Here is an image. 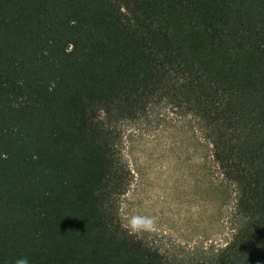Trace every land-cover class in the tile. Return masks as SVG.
Listing matches in <instances>:
<instances>
[{
    "label": "trees",
    "instance_id": "1",
    "mask_svg": "<svg viewBox=\"0 0 264 264\" xmlns=\"http://www.w3.org/2000/svg\"><path fill=\"white\" fill-rule=\"evenodd\" d=\"M193 113L241 224L176 261L121 221L120 125ZM264 264V0H0V264Z\"/></svg>",
    "mask_w": 264,
    "mask_h": 264
},
{
    "label": "rangeland",
    "instance_id": "2",
    "mask_svg": "<svg viewBox=\"0 0 264 264\" xmlns=\"http://www.w3.org/2000/svg\"><path fill=\"white\" fill-rule=\"evenodd\" d=\"M120 130L129 172L119 199L122 223L176 261L223 248L241 224L235 187L221 174L196 116L163 102Z\"/></svg>",
    "mask_w": 264,
    "mask_h": 264
},
{
    "label": "clouds",
    "instance_id": "3",
    "mask_svg": "<svg viewBox=\"0 0 264 264\" xmlns=\"http://www.w3.org/2000/svg\"><path fill=\"white\" fill-rule=\"evenodd\" d=\"M14 264H30V260L27 256H23L15 259Z\"/></svg>",
    "mask_w": 264,
    "mask_h": 264
}]
</instances>
